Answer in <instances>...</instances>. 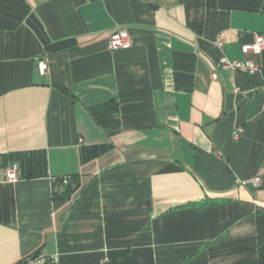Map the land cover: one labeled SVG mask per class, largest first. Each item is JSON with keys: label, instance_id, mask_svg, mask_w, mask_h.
I'll return each mask as SVG.
<instances>
[{"label": "crops", "instance_id": "obj_1", "mask_svg": "<svg viewBox=\"0 0 264 264\" xmlns=\"http://www.w3.org/2000/svg\"><path fill=\"white\" fill-rule=\"evenodd\" d=\"M258 34L264 0H0V264H260Z\"/></svg>", "mask_w": 264, "mask_h": 264}, {"label": "built area", "instance_id": "obj_2", "mask_svg": "<svg viewBox=\"0 0 264 264\" xmlns=\"http://www.w3.org/2000/svg\"><path fill=\"white\" fill-rule=\"evenodd\" d=\"M224 43V38L219 37L217 41V45L219 47H222ZM109 49L119 50V49H129L132 46V41L129 32L126 29H119L112 33L109 41H108ZM243 51L245 53H253V54H260L262 51H264V35L258 34L255 36L254 42L251 44L244 45ZM218 68L221 69H231L235 71H249L252 73H255L259 70V66L253 62V61H229L228 59H223L220 61L217 65ZM38 71L40 75H46L48 72V64L43 59L39 61L38 64ZM214 78H217V74H213ZM242 130L240 129L239 132ZM237 136V133L235 134V137ZM18 172L19 167L18 165L14 164L10 166L6 170V178L10 182H16L18 180ZM65 182L68 181L69 177H64Z\"/></svg>", "mask_w": 264, "mask_h": 264}, {"label": "trees", "instance_id": "obj_3", "mask_svg": "<svg viewBox=\"0 0 264 264\" xmlns=\"http://www.w3.org/2000/svg\"><path fill=\"white\" fill-rule=\"evenodd\" d=\"M69 179L65 182L64 177L54 179V190H53V200L56 207L68 202L74 193L80 187V181L76 176H68ZM259 259L260 264H264V241L259 245ZM37 254L32 255L31 258L35 257Z\"/></svg>", "mask_w": 264, "mask_h": 264}]
</instances>
